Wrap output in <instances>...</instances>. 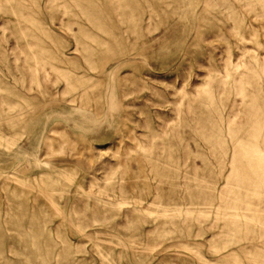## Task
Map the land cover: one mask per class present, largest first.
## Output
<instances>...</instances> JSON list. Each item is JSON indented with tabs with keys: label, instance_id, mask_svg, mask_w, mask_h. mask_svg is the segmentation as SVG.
<instances>
[{
	"label": "rangeland",
	"instance_id": "374dc122",
	"mask_svg": "<svg viewBox=\"0 0 264 264\" xmlns=\"http://www.w3.org/2000/svg\"><path fill=\"white\" fill-rule=\"evenodd\" d=\"M0 264H264V0H0Z\"/></svg>",
	"mask_w": 264,
	"mask_h": 264
}]
</instances>
